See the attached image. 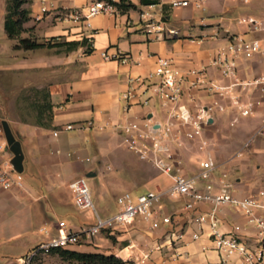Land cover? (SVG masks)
Instances as JSON below:
<instances>
[{
    "label": "crops",
    "instance_id": "0c3cea01",
    "mask_svg": "<svg viewBox=\"0 0 264 264\" xmlns=\"http://www.w3.org/2000/svg\"><path fill=\"white\" fill-rule=\"evenodd\" d=\"M94 1L51 0V11L45 13V19L55 15L57 10L70 12L85 9ZM129 1L136 9L90 17L87 27L75 21L58 24L53 28H47L45 24L42 27L39 25L43 28L39 30L43 34L45 32L51 37L71 36L70 41L87 38L92 46L90 53H84L83 48L70 53H56V48L13 50L15 41L8 39L4 30L7 0H0V71L7 72L13 79L23 80L20 88L9 92L6 87L4 91L1 88V91L6 95L17 96L33 87L44 91L52 106L50 127L36 123V115L28 99L19 104L15 111L6 107L7 114L0 116V121L4 120L9 124L23 152L20 186H14L10 190L0 188V246L5 244L3 254H8L1 257L0 264H17L20 258L46 239L41 230L51 236L56 234L58 222H64L73 233H79L82 228L91 224L85 214L89 210L77 209L69 190V184L77 179H88L92 189L102 183L107 191H116L115 203L121 194L138 189H143V193L166 192L170 180L128 151L123 145L122 136L114 130V126L138 121L145 114L151 116L153 123H161L165 118L163 110L157 111L156 100L152 101L151 107H141L134 104L130 106L121 99L129 87V78L145 77L151 73L156 56L171 58L181 72L206 66L213 51L223 45L224 40L211 41L202 36L210 35L217 28L247 36L249 33H243L241 27L230 21L228 17L232 15H248L259 23L262 20V5L259 0H247L244 5L251 3V8L245 11L243 6H234L230 0H205L204 10L192 7L169 10L166 6H157L149 11L153 13L154 20L164 21L168 27L177 29L179 34L151 40L143 30L145 20L140 16L142 12L148 11L147 5H141L140 0ZM39 12L40 0H32L29 16H39ZM195 19L200 22L197 23ZM171 21L182 26L175 27L171 25ZM253 39L259 40L262 53L250 65L260 72L264 68V36ZM102 52L128 56L130 61H105L101 57ZM208 71L212 78H217L213 69ZM200 98L199 102L203 104L211 101L203 94H200ZM212 117L213 124L208 132L213 128L221 132L223 122L230 123V118L234 119L235 114L227 111L217 116L213 113ZM254 117L264 119V111L258 112ZM87 121H92L93 127L82 134L62 130L67 124ZM55 131H58L56 136L53 134ZM208 137V149L212 147L217 154L214 158L208 150L216 164L215 172L225 175L229 172L227 164H234L236 160L228 156L227 148L231 145V140L222 139L221 134L220 140H216L217 146L213 147L212 137ZM196 147L197 143H189L186 149L179 151V167L186 175L195 173L191 166L192 159L196 161L195 164L200 162L199 158L192 157ZM11 158L0 126V171L6 170L4 163ZM230 171L233 174L230 182L239 197L249 194L245 192L248 191L251 180L252 184L259 186L252 189L251 193L264 188V173H259L258 170L246 172L248 170L245 167L240 168L242 175L234 173V169ZM95 194H100V197L108 196L103 191H95ZM182 206L181 199L174 200L164 196L160 211L163 215L170 216L172 222L157 230H151L141 218L127 227L108 230V236L115 237L118 242L110 251L93 249L98 246L96 244L89 247L77 245L70 249L82 253L114 255L126 264H136L144 252L159 246L160 249L154 250L145 264H217L219 258L206 230L199 240H191L193 230L189 216L182 211ZM202 211L207 212L208 208L203 207ZM114 214L104 213V217ZM219 218L220 230L224 232L231 230L233 224L245 225L244 219L231 210L224 209ZM169 232L183 233L184 237L171 247L166 238ZM103 241L109 243L106 238ZM21 243L23 251H20L21 248L15 251L16 245Z\"/></svg>",
    "mask_w": 264,
    "mask_h": 264
},
{
    "label": "built area",
    "instance_id": "2783aa9c",
    "mask_svg": "<svg viewBox=\"0 0 264 264\" xmlns=\"http://www.w3.org/2000/svg\"><path fill=\"white\" fill-rule=\"evenodd\" d=\"M50 1L40 0V15L51 11ZM111 1L118 0H95L85 9L65 14L70 20L87 27L90 17L118 12ZM204 1L158 0L156 5H147L148 11L140 14L145 20V34L151 40L179 34L177 29L168 27L164 21L154 20L153 13L149 11L157 6H166L169 10L189 7L204 10ZM38 17L36 19H40ZM238 24L251 33L264 29L261 23L251 17L241 18ZM202 38L224 40V44L213 51L206 66L181 72L171 58L156 56L153 71L145 77L129 78V87L121 96L130 106L151 107L152 101L158 100L164 111L165 118L161 123H153L151 117L145 114L138 121L114 126V130L122 136L123 145L128 151L170 180L166 192L147 191L135 199L130 193H123L116 198L118 212L103 219L92 204L86 179H77L69 184L74 205L79 210H90L95 222L82 228L79 233L71 232L64 222L57 223L56 234L52 236L41 230L46 239L39 242L25 258L19 259V264H31L37 253L47 255L51 249L82 245L102 232L115 227H127L137 218H141L151 230L170 225L171 217L160 211L164 196L182 200V211L188 214L193 230L192 241L199 240L204 230L207 231L219 258L217 264H264V188L239 197L233 183L226 180L224 175L217 183H212L211 176L216 164L206 150L210 146L207 132L213 124L214 112L232 111L235 117L230 125H233L237 118L256 116L259 109L264 108V68L259 72L250 65L252 60L261 55L262 48L258 39H246L223 28H217ZM101 57L105 61H130L128 56L108 55L106 52H102ZM210 68L216 72L217 78L209 75ZM200 94L211 101L207 104L199 102ZM92 127L93 122L87 121L67 124L62 130L82 134ZM57 133L53 132L54 136ZM189 143H197L198 148L205 149L204 157L199 162L200 171L192 175L181 171L178 160L179 151L186 149ZM4 166L6 170L0 171V188L10 190L20 186L21 175L12 170L10 161H6ZM203 207L208 208V211L203 212ZM224 209L240 215L245 225L233 224L227 232L220 230L219 215ZM183 237L184 234L179 232H169L166 236L171 247ZM159 249L157 246L147 250L136 264H145L152 252Z\"/></svg>",
    "mask_w": 264,
    "mask_h": 264
},
{
    "label": "rangeland",
    "instance_id": "374dc122",
    "mask_svg": "<svg viewBox=\"0 0 264 264\" xmlns=\"http://www.w3.org/2000/svg\"><path fill=\"white\" fill-rule=\"evenodd\" d=\"M234 3V6H243L245 10L250 9L251 7V3H249L248 5H244L245 3L242 2L241 0H230ZM261 1V5H262V14L261 17L257 14H252L253 16L257 17V18H262V20H259L262 24V26L264 27V0H259ZM32 3V0H24V3L22 5V10H25L28 12V14H30V5ZM66 12L61 11V10H57L55 15H52V17H49V19H45L46 15L48 14H44V15H40L39 12V17L38 15H36L35 17H30L28 15L29 21L27 23L24 24V32L21 35V37L23 38H30L32 40H35L37 42H43V41H49V43H57V42H69L71 39V36H64V37H51V35L46 34L44 32L41 33L39 30L43 29L41 28L42 26H48L47 28H53L55 26H57L58 24H68V22L72 21L70 20L66 14ZM197 14H195L196 16ZM40 18V19H36V18ZM197 17V16H196ZM244 17H249L248 15H232L229 16L228 18L230 19V21H232L236 26H239L242 28L243 33H249L247 36H244L246 39H253L255 37L258 36H264V29L263 30H259L253 34H255L256 36L252 35L251 32L247 31V28L241 26L238 24V21L241 18ZM197 20V23L200 22L199 19H195ZM45 24V25H44ZM39 25L41 27H39ZM171 25L175 26V27H179L182 26L179 23H176L174 21H171ZM251 33V34H250ZM240 35V34H239ZM263 45V43H261ZM83 50H86V47H83ZM57 53V52H56ZM23 80L20 79H13L10 74H8L5 71H0V116L2 115H6L7 114V109H13L12 111H15L18 107L19 104H21L22 102H25V99H28L30 102L34 101L35 99L39 98V94L37 93V89L35 88H30L29 91H24L22 94H18L17 96H14L13 94H4L1 91L2 90H6L5 88L7 87L8 90H10L9 92H11L12 90H14L15 88H20L23 85ZM156 105H157V111H161V107L159 105L158 100H156ZM260 111H264V108L259 109ZM219 115V112H214V116ZM233 119L230 118V122ZM264 119L262 117H249V118H237L236 122L233 125H230V123L226 122L222 124V130L217 131L216 129H211L208 132V136L212 137V144L213 147H216L218 143H216V140L219 141L221 134H222V139L229 141L231 140V145L228 146V156L229 158H236L234 164H227L228 166V173H226L224 175L225 179L228 181H231V179L233 178V174L231 173L230 170L234 169V173L236 174H241L240 168L241 167H245V170L247 169L248 171L246 172H253V171H257L259 173H264V123H263ZM217 128H219V126L217 125ZM199 144H197V149L194 150V152L192 153V157L195 158H199L200 161L202 160V158L204 157V153H205V149H200L198 148ZM230 149V150H229ZM206 150L210 151V153L214 156V158L216 157V151L210 147L209 149L206 148ZM193 159H192V169L195 171L194 174L198 173L200 171V167L199 164H195V162L193 163ZM239 166H241L239 168ZM237 168V169H236ZM103 169L106 171L105 166L103 167ZM154 170V169H153ZM154 172H156L154 170ZM240 172V173H238ZM110 173V172H109ZM192 175V174H191ZM221 177H223V175L220 172H214L212 173L211 176V182L212 183H217L218 179H220ZM86 183L89 186V180L86 179ZM99 183V182H98ZM248 183V182H247ZM252 180L249 181L248 186L249 189L248 191H246V194H250L252 189H255V187H259V186H255L254 184H252ZM259 184V183H257ZM95 191H97V193H101V191H103L105 194H107L108 196L106 197H100V194H95ZM89 192H90V198L92 201V204L94 206V208L96 209V211L98 212L99 216L103 219L108 218V217H104V213L105 214H109V213H117L119 210V207L117 205V203H115L114 201V195H116V191H112L109 192L107 191L106 187L103 188L102 187V183L99 185L98 187H96L95 189H92L89 186ZM144 190L143 189H138L136 191H132L129 192L131 194V196L133 197V199H135L138 195H140L141 193H143ZM102 195V194H101ZM177 200V199H175ZM179 200V199H178ZM85 214L89 217L88 221L91 222V224H93L95 222V219L93 217V213L89 210L86 211ZM113 216V215H112ZM111 217V216H109ZM137 220H139V218H137ZM108 239L109 243L104 242L103 239ZM23 242V241H22ZM118 242L116 241V238L113 237L111 238L110 236H108V232H102L100 235L94 236L90 239H87L86 242L81 243L82 245L85 246H93L94 244L98 245L97 247H94L93 249L96 250H104V251H110L112 246H117ZM22 244L16 245V249L21 248L20 251H23L22 249ZM14 245V244H13ZM5 247L6 245L3 244L0 246V259L1 257H4L8 254H3L5 252ZM15 247V245H14ZM36 247V246H35ZM34 247V248H35ZM33 248V249H34ZM32 249V250H33ZM30 250L28 252V254L32 251ZM25 253V252H24ZM28 254H26L25 256H23L22 258H25ZM20 258V259H22ZM17 264H19V261L17 262ZM31 264H75L73 262H67V261H63L61 260L59 257L57 256H51V255H46V254H42V253H37V255L32 259Z\"/></svg>",
    "mask_w": 264,
    "mask_h": 264
},
{
    "label": "trees",
    "instance_id": "16d2710c",
    "mask_svg": "<svg viewBox=\"0 0 264 264\" xmlns=\"http://www.w3.org/2000/svg\"><path fill=\"white\" fill-rule=\"evenodd\" d=\"M102 1V0H97ZM24 0H7L6 14L4 18V30L10 40H14L13 50H35L39 48H56L57 53H70L79 48L86 47L84 53H90L92 46L87 38L78 41H63L49 43V41L37 42L30 38H23L24 24L29 21L28 12L22 10ZM116 6L118 12L124 13L129 9H136L129 0L111 1ZM158 0H140L141 5H156ZM39 98L31 102L32 111L35 112V121L39 125L50 127L52 121V106L47 100V94L44 91H37ZM41 101V103L39 102ZM69 248L51 249L47 255L57 256L63 261L73 262L75 264H126L120 258L114 255H105L102 253H82L73 251Z\"/></svg>",
    "mask_w": 264,
    "mask_h": 264
},
{
    "label": "water",
    "instance_id": "95a60500",
    "mask_svg": "<svg viewBox=\"0 0 264 264\" xmlns=\"http://www.w3.org/2000/svg\"><path fill=\"white\" fill-rule=\"evenodd\" d=\"M148 117L150 118L151 116ZM0 126L5 138L7 149L12 155L10 160L12 170L18 174H21L23 172V152L21 149V144L13 135L9 124L6 121H0ZM89 177L90 176H87V178Z\"/></svg>",
    "mask_w": 264,
    "mask_h": 264
}]
</instances>
